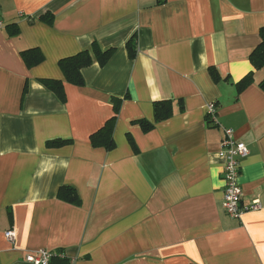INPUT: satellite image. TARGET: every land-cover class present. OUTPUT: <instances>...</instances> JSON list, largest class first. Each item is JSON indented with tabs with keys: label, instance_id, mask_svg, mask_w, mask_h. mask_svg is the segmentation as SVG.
Masks as SVG:
<instances>
[{
	"label": "crops",
	"instance_id": "0c3cea01",
	"mask_svg": "<svg viewBox=\"0 0 264 264\" xmlns=\"http://www.w3.org/2000/svg\"><path fill=\"white\" fill-rule=\"evenodd\" d=\"M262 28L264 0H0V264L41 250L69 264H264V69L250 60ZM94 43L110 60L66 82L60 60ZM30 49L44 56L31 68ZM43 80L64 82L65 101ZM115 100V147H95ZM157 101L169 119L156 122ZM227 129L249 150L242 202L261 205L238 220L223 208Z\"/></svg>",
	"mask_w": 264,
	"mask_h": 264
},
{
	"label": "trees",
	"instance_id": "16d2710c",
	"mask_svg": "<svg viewBox=\"0 0 264 264\" xmlns=\"http://www.w3.org/2000/svg\"><path fill=\"white\" fill-rule=\"evenodd\" d=\"M40 20L52 24L54 22V16L51 13H47L41 16ZM9 35L16 37L19 35V29L16 24L9 25L7 27ZM261 43L251 55V62L255 69H264V28L260 30ZM129 54L134 57L136 54V44L131 41L127 45ZM114 49L102 50L98 44L94 43L91 50H84L74 56L64 58L60 60L59 66L65 77L66 82L75 86H84L85 80L83 77V70L93 64L96 59L103 67L107 64L114 53ZM22 58L26 62L28 67H34L41 64L44 61V56L39 49H30L22 52ZM214 78L218 80L217 75ZM252 81V76H248L243 80L240 87L247 86ZM42 83L52 91L60 100L65 101L64 82L57 80H43ZM264 90V81L260 84ZM115 116L106 122L105 126L95 133L91 137L92 144L95 147H103L107 150H112L115 147V141L113 138L114 128L117 122V115L119 113V102H114ZM154 113L156 122H162L169 119L172 115V103L171 101H157L154 103ZM209 123L211 119L208 117ZM144 131L148 132L154 128V125L148 121L141 120L138 122ZM68 140H57L48 143L49 147H60L69 144ZM58 198L66 203L80 206L81 199L74 187L64 186L59 190ZM58 253H63L59 251ZM51 264H69L68 259L64 256H56L52 259Z\"/></svg>",
	"mask_w": 264,
	"mask_h": 264
},
{
	"label": "built area",
	"instance_id": "2783aa9c",
	"mask_svg": "<svg viewBox=\"0 0 264 264\" xmlns=\"http://www.w3.org/2000/svg\"><path fill=\"white\" fill-rule=\"evenodd\" d=\"M216 105L208 106V117L216 121ZM249 155L246 144L235 140L234 132L230 129L225 130V138L221 143L220 156L224 159V183L225 192L223 200V208L226 213L233 219H241L242 216L250 211H257L261 205L259 201L253 202L251 205L243 204V191L239 182L242 161ZM6 237L11 242L15 240V233L10 230L6 233ZM56 256L64 257V253L51 252L41 250L29 253L26 261L30 264H51L52 259Z\"/></svg>",
	"mask_w": 264,
	"mask_h": 264
}]
</instances>
